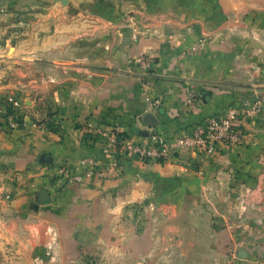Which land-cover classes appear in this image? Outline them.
Segmentation results:
<instances>
[{"label": "crops", "instance_id": "obj_1", "mask_svg": "<svg viewBox=\"0 0 264 264\" xmlns=\"http://www.w3.org/2000/svg\"><path fill=\"white\" fill-rule=\"evenodd\" d=\"M0 9V97L29 98L21 128H0V264H264V104L239 116L242 142L212 155L142 162L84 139L86 123L132 142L172 139L264 93V0H0ZM88 157L102 174L59 180V167L83 172Z\"/></svg>", "mask_w": 264, "mask_h": 264}, {"label": "built area", "instance_id": "obj_2", "mask_svg": "<svg viewBox=\"0 0 264 264\" xmlns=\"http://www.w3.org/2000/svg\"><path fill=\"white\" fill-rule=\"evenodd\" d=\"M203 43L200 41L196 48H201ZM142 69L146 70L149 63L147 61H139ZM141 82H143L141 80ZM193 95H190L189 102ZM14 106H18V101L12 100ZM158 103V101H156ZM264 99L260 96L246 101L239 107L229 106L220 116H209L203 119L190 134H184L172 139H167L162 135L153 133L149 136L146 143L132 142L119 138L118 135L109 129L86 123L85 127L92 137H100L103 140L102 153L105 155H127L138 158L142 162L169 161L176 151L187 149H201L208 155H212L218 144L230 143L238 144L242 142V134L236 128V123L239 116L246 118L257 117L262 112ZM11 126L17 123L10 121ZM18 125V124H17ZM83 164L86 166L83 172H67L64 167H59L57 170L59 180L63 179L65 184L81 183L84 176L87 174H102L100 163L92 157L85 158ZM119 166L118 160L114 159L109 162L110 169H117ZM8 195L4 197L5 200ZM48 241L45 243V255L50 259H54V254L57 249V234L54 231H48Z\"/></svg>", "mask_w": 264, "mask_h": 264}, {"label": "rangeland", "instance_id": "obj_3", "mask_svg": "<svg viewBox=\"0 0 264 264\" xmlns=\"http://www.w3.org/2000/svg\"><path fill=\"white\" fill-rule=\"evenodd\" d=\"M58 1L64 3L67 0H58ZM29 4H30V2H26L27 6H29ZM0 14H3V11L1 9H0ZM30 15H31V13H30ZM30 15L27 13L24 17L25 19L22 18L23 20H21L20 23H22L23 25H24V23L26 24L27 18ZM24 20H26V22ZM258 96H260L264 99V93L255 94L254 98H256ZM11 99L14 101L15 100L18 101V106H14ZM25 99L26 98L20 99L19 96L17 95V93H12L10 95L7 94V95L0 97V128H2V130H4V132H6L7 135H9L13 130H15L17 128H21L22 124L18 123L17 119H24V117H25L24 110L29 108V106H27L28 104H26L24 102ZM28 99L29 98H27L26 100H28ZM236 107H239V106H236ZM262 111H263V108H262ZM10 121H14L18 125L16 124L15 126H11Z\"/></svg>", "mask_w": 264, "mask_h": 264}, {"label": "water", "instance_id": "obj_4", "mask_svg": "<svg viewBox=\"0 0 264 264\" xmlns=\"http://www.w3.org/2000/svg\"><path fill=\"white\" fill-rule=\"evenodd\" d=\"M148 122L149 123H152L153 122V119L150 118L148 119ZM43 161H48L49 160V157L47 155H45L43 158H42ZM39 198H40V202H45L47 199H48V193L46 191H40V193L38 194Z\"/></svg>", "mask_w": 264, "mask_h": 264}, {"label": "trees", "instance_id": "obj_5", "mask_svg": "<svg viewBox=\"0 0 264 264\" xmlns=\"http://www.w3.org/2000/svg\"><path fill=\"white\" fill-rule=\"evenodd\" d=\"M3 120H4V119H3ZM4 124H5V123H4ZM118 137L123 139L125 136L123 137V135H122V137H121V134H119ZM91 138H93V137H91V136H89V135H85V136H84V139H85V140H87V139L89 140V139H91Z\"/></svg>", "mask_w": 264, "mask_h": 264}]
</instances>
